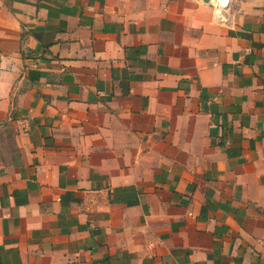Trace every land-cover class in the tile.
<instances>
[{
  "label": "crops",
  "instance_id": "1",
  "mask_svg": "<svg viewBox=\"0 0 264 264\" xmlns=\"http://www.w3.org/2000/svg\"><path fill=\"white\" fill-rule=\"evenodd\" d=\"M0 0V264H264V0Z\"/></svg>",
  "mask_w": 264,
  "mask_h": 264
},
{
  "label": "built area",
  "instance_id": "2",
  "mask_svg": "<svg viewBox=\"0 0 264 264\" xmlns=\"http://www.w3.org/2000/svg\"><path fill=\"white\" fill-rule=\"evenodd\" d=\"M212 7L214 22L222 25L231 23V0H201Z\"/></svg>",
  "mask_w": 264,
  "mask_h": 264
}]
</instances>
